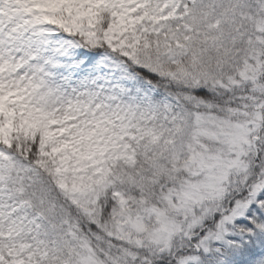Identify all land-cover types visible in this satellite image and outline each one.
I'll list each match as a JSON object with an SVG mask.
<instances>
[{
  "label": "snow or ice",
  "instance_id": "1",
  "mask_svg": "<svg viewBox=\"0 0 264 264\" xmlns=\"http://www.w3.org/2000/svg\"><path fill=\"white\" fill-rule=\"evenodd\" d=\"M0 264H264V0H0Z\"/></svg>",
  "mask_w": 264,
  "mask_h": 264
}]
</instances>
